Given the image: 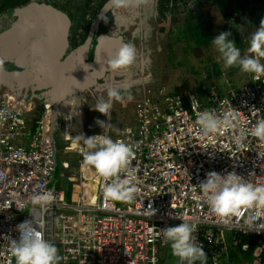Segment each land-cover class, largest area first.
I'll return each instance as SVG.
<instances>
[{
    "label": "built area",
    "instance_id": "built-area-1",
    "mask_svg": "<svg viewBox=\"0 0 264 264\" xmlns=\"http://www.w3.org/2000/svg\"><path fill=\"white\" fill-rule=\"evenodd\" d=\"M186 99L184 105L180 95L168 94L164 86L147 89L134 103L132 123L109 133L135 152L139 192L129 203L105 200L101 187L110 181L82 170L81 152L73 144L83 134L81 121L77 129L63 128V145H58L51 108L32 131L27 118L34 103L0 88V264H14L10 241L19 239L16 225L32 218L43 224L44 238L57 247L60 264L164 263L169 243L161 230L183 221L195 225V242L211 264H231L230 249L248 250L240 237L249 234L257 236L251 264H264V230H249L243 223L246 211L217 218L199 188L212 171L224 175L235 170L253 181L264 177V158L258 157L264 141L249 136L241 148L233 139L238 128L209 141L201 139L195 126L198 114L209 110L235 115L240 127L251 129L264 119V76L252 75L249 83L230 86L223 94L213 85L205 100L190 91ZM59 149L81 155L75 162L78 170L69 160L61 161L60 176L73 183L70 196L53 183ZM35 192L51 193V204L32 206L29 198Z\"/></svg>",
    "mask_w": 264,
    "mask_h": 264
},
{
    "label": "clouds",
    "instance_id": "clouds-1",
    "mask_svg": "<svg viewBox=\"0 0 264 264\" xmlns=\"http://www.w3.org/2000/svg\"><path fill=\"white\" fill-rule=\"evenodd\" d=\"M145 2L146 0H109L104 11L120 12L130 8H140ZM100 19L106 22V17L103 15ZM231 35L230 31H225L212 38V45L218 53L217 60L222 62V68L238 67L241 73L252 74L256 79L264 76V19L261 20L259 28L248 35L246 53H242L236 42L230 39ZM108 57L107 68L102 66L101 71L119 72L135 63L137 49L133 44L125 43L114 54L109 52ZM147 89L157 90L158 88L145 86L140 97L146 93ZM105 92L106 95L97 96L98 100L93 108L107 116L109 120H111L110 114L114 102L133 99L131 95L125 97L121 89L111 82L105 85ZM25 99L28 98L25 96ZM28 100L34 103L33 111L35 102L33 99ZM78 103L77 99L67 101V104L72 106L67 119L70 120L73 115H76L74 113H77ZM52 111L53 104L51 114ZM95 123L104 130V134L87 137L81 134L73 138L74 146L79 147L82 154L81 168L86 174L110 181L101 187L105 200L130 203L139 192L135 184L136 170L132 166L135 159L133 146L122 140H114L109 135L111 123L99 119ZM195 126L201 139L207 138L209 141H213V137L218 134L238 128V134L233 139L241 148L244 147V142L249 136L264 141V119H258L249 129L240 127L235 115L220 116L215 111L205 110L198 114ZM258 157L264 158V153H258ZM253 175L255 174L250 173V176ZM199 188L210 211L217 218L227 220L241 216L246 211L248 214L243 223L249 230L257 232L264 230V177L253 181L246 180L235 170L224 175L212 171L207 173L206 179L199 184ZM51 202V193L35 192L29 198L32 206L41 208L49 206ZM149 211L153 212L151 209ZM42 229L43 224L35 218L16 225L19 239L10 241L15 264H59L61 257L58 249L44 238ZM194 232L195 225L187 221L161 230L163 239L169 243L173 256L179 260L180 264H197V262L207 264V254L195 242Z\"/></svg>",
    "mask_w": 264,
    "mask_h": 264
},
{
    "label": "trees",
    "instance_id": "trees-1",
    "mask_svg": "<svg viewBox=\"0 0 264 264\" xmlns=\"http://www.w3.org/2000/svg\"><path fill=\"white\" fill-rule=\"evenodd\" d=\"M31 1L61 9L70 17L69 44L71 48H74L85 39L89 26L108 0H0V30L9 26L15 18L12 14L13 9ZM153 1L151 8L155 12V21L160 25L159 32L163 37L161 42L164 54L162 52L160 54L164 59V67L167 69L182 68L184 71L190 70L199 75L205 74L206 79L195 86H198L195 93L200 99H205L213 85L219 89V93L223 94L230 86L240 87L250 82L252 74L241 73L238 67L222 68V62L217 60L218 53L213 48L212 38L221 32L230 31L232 34L230 39L236 42L242 53H246L249 33L259 28L261 20L264 19V0ZM207 9L217 12L220 24L213 22ZM104 17H106V22L102 19L95 32L116 34L117 30H115L114 24L109 25V27L105 25L109 22L112 23V11H107ZM217 29L221 30L220 33L216 32ZM75 35H77L76 38ZM133 45L135 46V44ZM196 49H203L207 54L203 58L202 50L201 55L195 57V59H201L199 63H204L202 68H198V64H194L192 61V55ZM11 62L15 63L16 66L12 67ZM4 66L7 69H18L24 66L19 58L18 49L8 52L7 58L4 60ZM125 70L120 71L119 76L113 82L114 85H121ZM208 79H212L213 83H207ZM203 82L207 84L205 88L200 86V83ZM172 91L168 94L180 95L184 105H187L186 97L180 92ZM51 106L52 102L47 98L36 99L35 108L27 118L32 131L36 127V121ZM61 116L63 119L62 114ZM59 117L60 114L58 113L57 119ZM73 119L76 122L70 120L68 126L77 129L76 125L79 122V117L75 116ZM61 121L60 119L57 120L58 126ZM240 242L248 243L249 248L246 251H242L239 247L230 249L231 264H251L252 250L257 244V236L253 234L243 235L240 237ZM207 264H211L208 259Z\"/></svg>",
    "mask_w": 264,
    "mask_h": 264
},
{
    "label": "water",
    "instance_id": "water-1",
    "mask_svg": "<svg viewBox=\"0 0 264 264\" xmlns=\"http://www.w3.org/2000/svg\"><path fill=\"white\" fill-rule=\"evenodd\" d=\"M108 3L109 0L97 13L85 40L72 49H68L71 19L64 11L36 1L13 9L15 18L0 30V88L20 97L30 89V95H25L28 99L37 96L49 99L53 104L54 124L60 102L96 84L105 72H110L101 71L102 66L107 68L108 53L114 54L127 43L121 33H100L89 59L93 33L100 16L107 12L104 10ZM13 49L19 50L24 66L7 69L4 60Z\"/></svg>",
    "mask_w": 264,
    "mask_h": 264
},
{
    "label": "rangeland",
    "instance_id": "rangeland-1",
    "mask_svg": "<svg viewBox=\"0 0 264 264\" xmlns=\"http://www.w3.org/2000/svg\"><path fill=\"white\" fill-rule=\"evenodd\" d=\"M154 1L153 0H146L144 3L145 5L149 4L152 5ZM129 11V14H128ZM122 10L120 12H112L117 17L118 21L126 22L128 20L127 18H130V12L131 9ZM207 11L212 16L213 22L216 24H220V19L216 11H213L212 9H207ZM141 19H143V23L146 27L144 29V39L142 40H135L134 43L131 44H137L136 47L140 46L143 49L144 55L141 57V54L137 52V59L135 63L127 69L126 73V81L123 82L122 87H119L121 91L126 90L127 88L123 89V86L125 83L130 86V89L128 90V93H131L132 95L136 96L141 92V86H150L153 85V88H156L157 86H165L167 88L168 93L173 92L172 90H175L174 92H180L184 97L187 96L189 91H192L195 93V89L198 87H195L200 81H203L206 79L205 74L199 75L197 73H194L190 70L184 71L182 68H175V69H167L164 67V59L162 55L156 50L157 47H160L159 51L164 54V48L161 41H158L157 35L159 32L160 25L157 24L155 21V12H153V9H149V14L146 17L143 18H133V20H128L127 25L129 26L130 30H127L128 32L133 30L135 27L136 31L140 32L141 30ZM143 24V25H144ZM139 25V26H138ZM121 27H123L121 25ZM124 28V27H123ZM147 29L149 30V33L147 32ZM220 29H217L216 32L220 33ZM130 35L126 33V39L131 41L129 38ZM133 42V41H132ZM140 52V50H139ZM141 53V52H140ZM159 53V54H158ZM201 55V49H196L195 52H193L192 61L194 64H198V68H202L204 65L203 62L199 63L201 59H195V57H198ZM207 54L203 53V58H205ZM214 55V54H213ZM212 55V57H213ZM141 70L143 73H141ZM143 74L142 76H139V74ZM181 78H180V77ZM139 82V83H138ZM213 83L212 79H208L207 83ZM149 84V85H147ZM202 87L205 88L207 84L205 82L200 83ZM105 85L103 84L101 88L94 90L96 91V96L106 95L105 92ZM199 85V84H198ZM187 91V92H186ZM208 93V92H207ZM196 94V93H195ZM206 97V96H205ZM204 98V97H203ZM205 100V99H204ZM91 109H94V104L89 106ZM78 110V108H77ZM62 128V127H61ZM61 128L59 129L60 133L63 134V131H61ZM56 138H60L59 133H54ZM80 157V154L77 152H71L69 154H64L62 149H59L57 151V166L56 171L54 174V179H60V174L62 172L61 168V161L63 159L69 160L70 158L73 159V161L76 162V160ZM178 225V224H175ZM174 226V225H173ZM164 263L165 264H175L176 263V257L173 256L170 245H168L167 249L164 250ZM15 264V261H14ZM60 264V263H59Z\"/></svg>",
    "mask_w": 264,
    "mask_h": 264
},
{
    "label": "crops",
    "instance_id": "crops-1",
    "mask_svg": "<svg viewBox=\"0 0 264 264\" xmlns=\"http://www.w3.org/2000/svg\"><path fill=\"white\" fill-rule=\"evenodd\" d=\"M157 39H158V41H161L163 39L162 34L160 32H158ZM247 47H248V44H247ZM135 48L137 49V52L139 54H141V57H142L144 55L142 47L138 46V47H135ZM159 49H160V47L156 48V50L160 53ZM139 50H140L141 53L139 52ZM202 50L203 49H201V51ZM202 52L204 54H206L204 50ZM141 73H143L142 70H141ZM141 73L139 74V76L143 75ZM124 81H126L125 78H123V81H122L121 85L118 86V87H122ZM147 85H149V84H147ZM144 87H145V85L144 86L142 85L140 87L141 88V92L138 95L134 96L131 93H128V90L130 89V86H128V84L125 83V85L123 86V89L124 88H127V89L123 90L122 93L125 95V97L127 95H131L133 97V99L131 101H127V99H125V101H123V102H114L113 109H112V112L110 114L111 115V120H109V118L107 116L99 113L98 111H94V109H91L89 107L90 105H88V107L85 109V114L84 115H79L78 113H74L76 115H73L72 119L75 118V116L79 117V121H81V128L83 130V134L87 137V136H92V135H96V134L100 133L101 128L95 123V121L98 120V119L105 121L104 117H106V122L107 123H111V128L109 129V133L112 134L113 132H116V130L119 127H122L124 125H128V124L132 123V121L134 119L133 110L132 109H133L134 103L142 95ZM150 87H153V85H150ZM157 87H159V86H157ZM95 100L90 99V102L95 105L97 103V101H95ZM58 113L60 114V117H59L60 121L63 120V121H61L62 124L60 123L59 126L57 125V120H59V119H57V114ZM70 113L65 115L64 111H62V110L59 111L58 110L57 113H56L55 123L52 124V121H51V128L53 130L52 131V135H53V138H54V140L56 141V143L58 145H63V134L60 133L59 129L62 127L61 131H63V128L66 127L69 122L73 121L72 119H70L71 121L69 119H67V117L70 115ZM61 114L65 115V116H63V119H62ZM55 132L59 133L60 138H56L54 136ZM64 154H69V153H64ZM69 161H70L71 164H73V169L74 170H78L77 166L75 165L76 164L75 161H73V159H71V158L69 159ZM75 173L78 174L79 172H75ZM60 177H61L60 179H54L53 180L54 185L58 189H63L65 191V193L68 196H70L73 183L66 177H62V176H60ZM176 263H177V259H176ZM160 264H164V263L161 262ZM220 264H227V263L226 262H224V263L222 262Z\"/></svg>",
    "mask_w": 264,
    "mask_h": 264
},
{
    "label": "flooded vegetation",
    "instance_id": "flooded-vegetation-1",
    "mask_svg": "<svg viewBox=\"0 0 264 264\" xmlns=\"http://www.w3.org/2000/svg\"><path fill=\"white\" fill-rule=\"evenodd\" d=\"M132 11L130 12V18L128 17L127 19L128 20H133V18H135V17H137V18H143V17H146L148 14H149V9H151V5H149V4H147V5H145V4H143L140 8H130ZM127 11H128V9H127ZM128 14H129V11H128ZM102 20V19H101ZM128 20H126V22H123V21H118V19H117V17L115 16V14H113V21H112V23L111 22H109V23H107V24H105L106 25V27H109V25H113L114 24V26H115V30H117V33L116 34H118V33H121L122 35H123V37H124V40L127 42V43H134L135 42V40H142V39H144L145 37H144V31L146 32V27H145V25H146V23L144 24L143 23V19H141V24H140V26H141V30H140V32H138V31H136V27L133 29V30H131V31H127V30H130L129 29V26L127 25V22H128ZM130 20V21H131ZM94 21V20H93ZM101 22V21H100ZM92 24V23H91ZM100 24V23H99ZM144 24V25H143ZM121 25L124 27H121ZM91 26V25H90ZM90 26H89V28H88V31H87V34H86V36H85V38L87 37V35H88V32H89V29H90ZM139 26V25H138ZM144 27H145V29H144ZM97 30V29H96ZM95 30V31H96ZM147 32L149 33V30L147 29ZM98 33V34H97ZM105 33H107V32H105ZM126 33H128V35H130L129 36V38H130V40L131 41H129V40H127L126 39ZM100 34V32H94L93 33V38H92V47H91V51H90V55H89V59H92V52H93V46L95 45V42H96V39H97V37H98V35ZM110 34V33H109ZM113 35V34H112ZM77 37V35H75V38ZM85 40V39H84ZM83 40V41H84ZM82 41V42H83ZM133 41V42H132ZM81 42V43H82ZM81 43H78V45L79 44H81ZM77 45V46H78ZM137 46V44L135 45V47ZM140 46H141V44H140ZM68 49H72L71 48V46H70V44H69V46H68ZM11 66L13 67V66H16L15 65V63H13V62H11ZM119 73H120V71L119 72H105L104 73V75H102V77L101 78H99L98 79V81H97V83L96 84H92V85H90L88 88H86V89H84V90H81V91H79V92H77V93H74V94H72L71 95V98L70 99H65V100H62L61 102H60V104L58 105L59 106V111H64V114L65 115H67V114H69L70 112H71V110H72V106H70V105H68L67 104V101L68 100H71V99H77V101L79 102L78 103V105H77V108L79 109V113H80V115H84L85 114V109L88 107V105H92V103L90 102V99H93V100H95V101H97L98 100V98H97V96H96V91L94 92V90H96V89H99V88H101V86L103 85V84H107V83H109V82H111V83H113L114 82V80L117 78V76H119ZM126 73H127V69L125 70V73H124V76H123V78H125L126 77ZM123 78H122V81H123ZM125 85V84H124ZM37 91H39V89H35V92H37ZM30 93H31V90L30 89H28L26 92H25V94H23V95H21L22 96V98H25V95H30ZM42 98V97H41ZM33 100H34V102H35V105H36V99H39V97L37 96V97H33L32 98ZM95 111V110H94ZM63 114V116H65Z\"/></svg>",
    "mask_w": 264,
    "mask_h": 264
},
{
    "label": "bare ground",
    "instance_id": "bare-ground-1",
    "mask_svg": "<svg viewBox=\"0 0 264 264\" xmlns=\"http://www.w3.org/2000/svg\"><path fill=\"white\" fill-rule=\"evenodd\" d=\"M73 122H76V120H75V119H73Z\"/></svg>",
    "mask_w": 264,
    "mask_h": 264
},
{
    "label": "snow or ice",
    "instance_id": "snow-or-ice-1",
    "mask_svg": "<svg viewBox=\"0 0 264 264\" xmlns=\"http://www.w3.org/2000/svg\"><path fill=\"white\" fill-rule=\"evenodd\" d=\"M107 51H110V50H107Z\"/></svg>",
    "mask_w": 264,
    "mask_h": 264
}]
</instances>
